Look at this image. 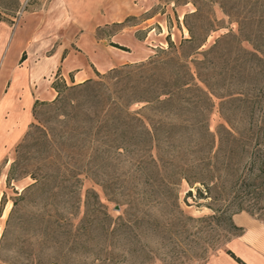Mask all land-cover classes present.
Masks as SVG:
<instances>
[{
	"label": "rangeland",
	"instance_id": "1",
	"mask_svg": "<svg viewBox=\"0 0 264 264\" xmlns=\"http://www.w3.org/2000/svg\"><path fill=\"white\" fill-rule=\"evenodd\" d=\"M129 2L94 36L137 60L80 83L57 79L55 99L32 110L0 109V264H204L239 233L235 214L264 220V8L239 0V23L217 4L193 15L192 0ZM208 20L192 53L186 25L202 34ZM171 53L195 76L199 63L207 96L132 101L175 69L152 78L136 65ZM200 160L211 169L209 190L195 184L202 198L176 168Z\"/></svg>",
	"mask_w": 264,
	"mask_h": 264
},
{
	"label": "crops",
	"instance_id": "2",
	"mask_svg": "<svg viewBox=\"0 0 264 264\" xmlns=\"http://www.w3.org/2000/svg\"><path fill=\"white\" fill-rule=\"evenodd\" d=\"M129 1L0 0V51L5 50L0 53V109L32 110L55 99L57 79L80 83L137 60L125 51L116 58L94 36L101 25L119 23L129 14ZM101 14L111 16L102 20ZM72 46L78 50L66 52ZM232 221L239 233L204 264H264V220L240 212Z\"/></svg>",
	"mask_w": 264,
	"mask_h": 264
},
{
	"label": "trees",
	"instance_id": "3",
	"mask_svg": "<svg viewBox=\"0 0 264 264\" xmlns=\"http://www.w3.org/2000/svg\"><path fill=\"white\" fill-rule=\"evenodd\" d=\"M227 2H229V0H192V3L196 6V11L193 13V15L200 14L201 8L198 6V3H201L203 6H211L217 4L222 9V11L226 13L229 17L235 18L236 21L241 23L242 20L239 19L240 15L238 11L234 9L236 3H239V0H234V3H231V5H228L229 3ZM242 2L249 7L255 6L264 8V0H242ZM211 26L212 21L210 20L209 26L206 28V31L204 30L202 34H197L191 27L186 25L187 31L189 33V38L185 40V43L189 44V46L192 48V53L204 44L205 37L207 35V30L210 31L212 29ZM112 46L122 50H127L126 47H123L116 43H112ZM171 46L172 44L169 43V47ZM162 53H167L168 55V52ZM192 53H190L186 57H189ZM181 60L182 58L180 56L172 54L171 56L165 59L151 57L149 58V60L136 65L139 69H147V71H153L152 78H154V76L157 75V71L160 70L161 67L167 63L173 64L175 69L169 80H164L163 78H158L157 76H155L151 84H148L144 89H142L144 94L147 93V95H143L142 93L141 95H137L136 97H134L132 101L146 103L155 102L164 105L170 102L176 94L180 92H189L192 89L199 91L202 95L207 96L206 91L202 87H200L195 81V79L198 78V80L202 82L207 88H210L205 76L200 71V67H198L199 63L194 62L196 68L195 76V72L192 71V68L187 63H182ZM116 71L118 70L113 69V72ZM162 96L164 98L161 99ZM201 129L202 133L208 135V137L212 139L211 143H213L214 134L209 131L208 127H202ZM145 131L150 139V142H153L155 138L154 133L150 132L147 129H145ZM200 162L203 161H196V163H194L193 165L181 162L176 167L179 179H184L190 187H194L197 194L199 195V198L202 196V193L200 188L198 186H195V184L199 183L200 185H204L209 190L210 188L207 185V181L211 178V169L207 168L209 167V165L207 166V164H201ZM187 196H191V190L187 191ZM227 252L237 261L240 262V260L236 258L230 251Z\"/></svg>",
	"mask_w": 264,
	"mask_h": 264
},
{
	"label": "bare ground",
	"instance_id": "4",
	"mask_svg": "<svg viewBox=\"0 0 264 264\" xmlns=\"http://www.w3.org/2000/svg\"><path fill=\"white\" fill-rule=\"evenodd\" d=\"M5 213V212H4ZM4 215V214H3Z\"/></svg>",
	"mask_w": 264,
	"mask_h": 264
}]
</instances>
